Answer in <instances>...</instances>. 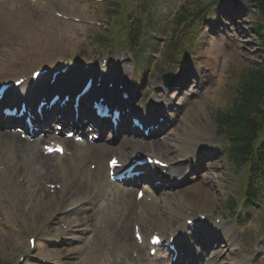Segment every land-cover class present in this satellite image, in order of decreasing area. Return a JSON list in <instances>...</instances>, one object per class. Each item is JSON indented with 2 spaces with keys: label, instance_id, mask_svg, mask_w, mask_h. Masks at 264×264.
Instances as JSON below:
<instances>
[{
  "label": "rangeland",
  "instance_id": "rangeland-1",
  "mask_svg": "<svg viewBox=\"0 0 264 264\" xmlns=\"http://www.w3.org/2000/svg\"><path fill=\"white\" fill-rule=\"evenodd\" d=\"M195 1L196 0H189V2ZM197 1L206 5L212 3L214 0ZM47 2L56 9L67 14L76 13L80 16L88 11L86 1L82 0H47ZM21 4L22 3L19 2V5ZM229 4H226V6L224 5L222 8H226L227 5L229 7ZM34 11H36L37 18L43 16L49 30L55 33V36L49 33V37L46 36V39L39 40L38 44H33L34 54H32V62H38L40 58L43 56L46 57L50 55V53H57L58 48L56 47L58 45H60L59 51L62 49L63 53L66 52L68 54L72 52V49H75L84 38L83 25L69 21L63 24H57L53 21L56 20L54 17L40 14V11L37 9H34ZM236 11L240 13L242 17L240 19L233 17L229 22L230 30L229 36H226V40H233L236 42L234 36L238 33L240 34L239 44L236 43L222 59L219 58L217 54H210L208 62L212 64L214 70L219 72L220 84L216 88L209 87L206 93H204L205 96H200L193 100L191 110L194 111L191 114L192 120L190 122V130H200L203 126L207 125L211 129L212 123L210 120L215 109L217 106L225 105L229 102L233 94L228 93V86L231 85L230 78L234 80L231 76V72L235 77L234 71H232L235 62L242 61L241 64L250 63L251 65L254 62L262 61L264 58V52L261 47L263 46L264 29L258 32V26L254 24L258 19L257 12L246 3L236 6ZM57 38L62 42L58 41V43H56ZM10 48V50H13L14 54L20 52L18 45L15 46L10 44ZM56 57H60V55ZM51 60L56 61L53 57L48 59V61ZM57 61H61V59H57ZM14 62H16V58L13 59L12 63L14 64ZM20 63L21 61H18L17 65H20ZM8 65L7 63V66ZM215 95L217 97H214ZM245 174L246 173H244V175ZM222 175L224 177L223 182L225 187L229 188V193L236 194L239 189L240 172L231 164H225ZM21 185L22 188H19L16 192H14L13 189L7 192L10 197L15 200L14 206L9 214L1 213L0 215L7 217L9 222H16V218L26 221L30 229L34 227L35 229L42 230L41 232L46 230V233H40L44 236H50L47 235V232L52 234L57 233L56 228L52 227L53 225H56L57 228L60 227V231L65 230L61 237H54V242L50 243L48 246V250L55 253L56 262H59V264H95L100 260H107L110 264H119L128 253L130 254L133 251L134 246H129V244L128 246L126 245L125 240L128 239V237L120 236V234H123L124 230H121L120 226L116 224L115 221H103L98 215H93L83 207H78L72 212L65 213L68 215H65L60 221H53L49 228H45L44 225L42 226V223H44L46 218L54 211L55 208H53V203L48 206L44 202H39L37 196L41 193L30 191V189L32 190L33 188L32 182L30 183V187L28 183H21ZM216 187L217 185H215V188ZM180 192L188 196L187 198L192 201L196 199V196L190 190L187 191L183 189ZM190 192L192 196H189ZM219 196L220 192L216 191V196L214 195L212 199H216L219 202ZM196 203L200 205L204 202L199 201ZM64 208L63 206V209ZM85 213L89 214V216L85 217ZM67 220H69L68 223H70L71 226L63 228L67 226ZM160 220L161 217H159L157 211L152 220V227H159ZM77 223H79V225L76 226ZM129 226L131 228L130 223ZM100 228H102L101 233L99 231ZM126 230L127 228H125V231ZM26 248V239L20 226H15V229L11 231L0 228V264H16L17 261L14 260L18 257V252ZM43 255L45 256V253ZM29 262L33 264V261L29 260Z\"/></svg>",
  "mask_w": 264,
  "mask_h": 264
},
{
  "label": "bare ground",
  "instance_id": "bare-ground-1",
  "mask_svg": "<svg viewBox=\"0 0 264 264\" xmlns=\"http://www.w3.org/2000/svg\"><path fill=\"white\" fill-rule=\"evenodd\" d=\"M64 81L67 83L70 82V80H64ZM175 134H176V131L174 132V135ZM10 138L13 140V143H15V153L17 154V162L12 165L13 169L18 170V171H25L27 169V167L30 166L27 170H28V173H31V172H33V165L32 164H33V162H35L38 165H42V168H47V169H49L51 167L58 168L60 171L65 173V175H62V177H63L62 181H64V182H68L67 181L69 179L68 171L71 172L72 168L76 169L78 167L77 171L80 172L79 177L81 176L82 178H84L85 176L83 174H85L87 177V171L84 169V166H80L78 164V162H76V159L81 157V155L79 153L74 152L72 154V156L67 157V160L65 162H62V163L59 162V163L53 164L48 155H45L43 152H38L36 150L37 146H35V144H34V146H32L30 144V142H28V141H25V140L17 141V138L14 134H11ZM128 141L132 144H141L140 141H136V140H128ZM161 143L164 144L165 146L170 147V143L167 140H163V141H161ZM1 146H3V144H0V147ZM104 146H106V145H104ZM67 147L69 149H71V147H73V146L70 145V143H69V145H67ZM120 147H122V146H119L118 148H120ZM85 153L87 154V156H91V157H96V156L100 155V158L98 159V165H99L101 176L100 177L97 176V178L99 180H101V178H104L106 162H105L104 156L99 153V149L96 147H91V148L87 149ZM122 155L124 157H126V156H130L131 154L123 151ZM78 161H79V159H78ZM66 170H68V171H66ZM88 173L91 174L90 170H88ZM86 182L87 181L85 179V183ZM88 182H90L91 186H95L90 180H88ZM158 201H160V200L155 198V202H154L155 205H156V202H158ZM116 202H117V207L113 208L112 211L113 212H119L126 217L127 216L126 211L129 213V211L131 210V206L133 205V201H132V197H131V191L130 190L120 191L116 195ZM166 202H172L173 203L174 200L167 199ZM181 250H182V248H181ZM184 257H188V256H184ZM186 261H189V259H186Z\"/></svg>",
  "mask_w": 264,
  "mask_h": 264
},
{
  "label": "trees",
  "instance_id": "trees-1",
  "mask_svg": "<svg viewBox=\"0 0 264 264\" xmlns=\"http://www.w3.org/2000/svg\"><path fill=\"white\" fill-rule=\"evenodd\" d=\"M257 2L261 6L262 14L264 15V0H257ZM262 72V74H260ZM243 97L241 99V103L238 105L239 113V122L240 126H244L245 123H248L251 126L252 119H249V114L258 107V101L264 98V70L261 68H257L252 71L250 82L246 88V91L243 92ZM249 107V110H245L244 108ZM242 118V119H241Z\"/></svg>",
  "mask_w": 264,
  "mask_h": 264
},
{
  "label": "snow or ice",
  "instance_id": "snow-or-ice-1",
  "mask_svg": "<svg viewBox=\"0 0 264 264\" xmlns=\"http://www.w3.org/2000/svg\"><path fill=\"white\" fill-rule=\"evenodd\" d=\"M112 163H113V164H115V163H116V161H113Z\"/></svg>",
  "mask_w": 264,
  "mask_h": 264
}]
</instances>
